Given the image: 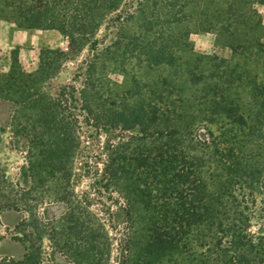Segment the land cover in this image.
Here are the masks:
<instances>
[{
	"label": "trees",
	"instance_id": "1",
	"mask_svg": "<svg viewBox=\"0 0 264 264\" xmlns=\"http://www.w3.org/2000/svg\"><path fill=\"white\" fill-rule=\"evenodd\" d=\"M125 1L3 0L0 10L11 9L16 27L55 29L67 36L71 48L86 41L92 55L77 76L82 77L80 86H60L42 106V133L32 145H40L38 151L48 171L63 174L66 181L71 173L69 159L77 148L80 117L90 126L115 132L104 150V187L116 188L124 198L125 222H134L135 216L140 222H150L140 240L128 239L122 247L124 254L131 253L135 244L143 257L157 263L168 257L170 264H186L177 258L188 256L195 264H264V234H254L249 227L251 205L264 192V84L253 88V107L246 114L234 98L236 80L226 59L213 56L207 80L203 72H190L193 85H204L198 96L176 94L177 88L164 77L150 83L134 78L124 100H118L105 91L97 71L95 34L110 15L119 17ZM141 38L136 35L130 45L149 64L171 62L162 50ZM17 51L15 47L11 52L12 65L2 76L0 92L25 88L31 76L39 74L21 71ZM47 53L53 54L52 63L64 56L61 50L40 48L39 68L46 73L52 68L45 61ZM16 187L18 196L6 205L20 210L31 188ZM69 204L68 214L74 221L69 233L89 250H96L91 228L79 224L77 204ZM30 205L31 221L22 218L14 236L24 246L22 258L0 259V264H52L42 241L47 235L51 238L48 227L37 222L32 212L36 202ZM193 227L200 231L199 253L187 241ZM212 230L216 232L213 247L204 240L205 232ZM77 256L78 263L97 264L84 249Z\"/></svg>",
	"mask_w": 264,
	"mask_h": 264
},
{
	"label": "rangeland",
	"instance_id": "2",
	"mask_svg": "<svg viewBox=\"0 0 264 264\" xmlns=\"http://www.w3.org/2000/svg\"><path fill=\"white\" fill-rule=\"evenodd\" d=\"M2 4L0 0V9ZM118 15H110L95 34L99 51L96 66L105 91L122 101L132 79L150 83L164 77L177 88L176 94L192 98L201 94L204 85H193L190 72H203L207 80L212 57L216 56L226 59L225 64L235 76L232 92L243 112L252 110L253 88L264 84V0H126ZM14 17L11 9L0 10V81L10 70L15 47L21 71L26 75L39 74L31 76L25 88L0 92V259L22 258L24 246L14 239L16 225L22 218L23 222L31 221L29 207L36 202L32 212L37 222L49 228L46 230L51 238L47 235L42 241L52 264H81L76 259L80 249L94 256L97 264H170L168 257L163 263L143 257L135 244L131 253H123L128 239L140 240L150 222H140L136 216L134 222H125L124 198L116 188L104 187V150L107 142L115 138V132L90 126L80 117L75 132L77 148L69 159L70 175L63 181V174L48 171L44 156L38 151L40 145H32L42 133V106L60 86H80L82 77L77 76L92 55L86 41L71 48L65 34L55 29H20L14 24ZM15 28L22 30L20 45L16 39L8 41V34ZM136 35L142 37L141 42L162 50L171 62L149 64L131 48V39ZM42 47L64 53L53 63V54H45V58L49 57L45 61L52 66L48 73L39 68ZM16 185L31 188L29 200L20 210L6 205L18 196ZM67 199L77 204L74 209L79 211V224L86 230L91 228L96 250H89L69 233L74 221L68 214ZM251 208L250 232L264 234V192L257 195ZM199 232L198 227H193L187 240L196 253L200 249ZM205 235L204 240L213 247L216 232ZM177 259L195 264L188 256Z\"/></svg>",
	"mask_w": 264,
	"mask_h": 264
},
{
	"label": "crops",
	"instance_id": "3",
	"mask_svg": "<svg viewBox=\"0 0 264 264\" xmlns=\"http://www.w3.org/2000/svg\"><path fill=\"white\" fill-rule=\"evenodd\" d=\"M19 31H22V30L15 28V29H13L12 31H10V33L8 34V35H9V37H8V41H9L10 43L13 41V39H16V43H17L18 45L21 44V41L18 40L19 37H20V36H19ZM0 46H1V45H0Z\"/></svg>",
	"mask_w": 264,
	"mask_h": 264
}]
</instances>
